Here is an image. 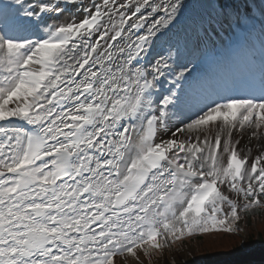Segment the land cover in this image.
<instances>
[{"label": "snow or ice", "instance_id": "1", "mask_svg": "<svg viewBox=\"0 0 264 264\" xmlns=\"http://www.w3.org/2000/svg\"><path fill=\"white\" fill-rule=\"evenodd\" d=\"M190 7L0 0V264H152L264 208V0Z\"/></svg>", "mask_w": 264, "mask_h": 264}, {"label": "rangeland", "instance_id": "2", "mask_svg": "<svg viewBox=\"0 0 264 264\" xmlns=\"http://www.w3.org/2000/svg\"><path fill=\"white\" fill-rule=\"evenodd\" d=\"M201 1L202 0H196L198 5L197 8L198 10L204 11V5L201 4ZM90 2L91 0H83L85 5ZM95 2L100 3L101 0H95ZM120 2H122V0H120ZM189 2L191 3V0H189ZM70 11L69 14H64L63 17L59 19L68 22L71 19L72 13L75 14V17L83 15L82 12H76L73 8H70ZM240 203H242V201H240ZM225 211H228L227 207H225ZM239 215L242 219L238 224V228L242 229V231L239 232L244 235L245 239L249 236H253L255 233L259 234L260 239L261 237L264 238V208H253L250 209L248 213L240 212ZM237 235L238 234L226 235V233L223 232L220 234L214 232V234L206 235L202 237V239L199 238L200 235H193L190 239H183L171 248H164L161 256H152V264H172L170 259H173L176 264H196L194 262L198 259L204 260V263L217 261L219 259L216 260V256L219 255L220 251H227L228 247L233 248L237 245L235 240H239L240 237ZM254 243L256 248L261 247L260 243ZM145 264H149L147 259H145Z\"/></svg>", "mask_w": 264, "mask_h": 264}, {"label": "bare ground", "instance_id": "3", "mask_svg": "<svg viewBox=\"0 0 264 264\" xmlns=\"http://www.w3.org/2000/svg\"><path fill=\"white\" fill-rule=\"evenodd\" d=\"M247 2H250L251 4H252V6H254L255 5V2H258V4H256L255 5V7H257V6H259V4L261 3V0H246ZM245 0H228V3H229V5H231V7H233V5H239V4H242V2H246ZM201 3H205V0H202L201 1ZM249 4V3H248ZM205 7H207V5L205 4L204 5ZM190 9H191V7H190ZM192 10V9H191ZM196 10V9H195ZM194 10H192V12H193ZM219 47H222V44L221 43H219ZM247 142V135H245V137H244V139L243 140H241V144H244V143H246ZM256 143V141L255 140H253L252 141V145L254 146V144ZM255 154H257L256 153V150H255V148L253 147V155H255ZM249 255H251V252H250V254ZM143 258V257H142Z\"/></svg>", "mask_w": 264, "mask_h": 264}, {"label": "trees", "instance_id": "4", "mask_svg": "<svg viewBox=\"0 0 264 264\" xmlns=\"http://www.w3.org/2000/svg\"><path fill=\"white\" fill-rule=\"evenodd\" d=\"M251 240H254V237H253V236L251 237ZM235 241H236V240H235ZM223 246H224V245H223Z\"/></svg>", "mask_w": 264, "mask_h": 264}]
</instances>
